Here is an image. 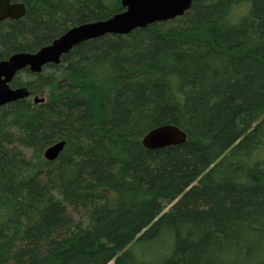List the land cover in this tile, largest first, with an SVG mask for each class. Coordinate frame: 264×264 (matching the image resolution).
I'll return each mask as SVG.
<instances>
[{"label":"trees","instance_id":"16d2710c","mask_svg":"<svg viewBox=\"0 0 264 264\" xmlns=\"http://www.w3.org/2000/svg\"><path fill=\"white\" fill-rule=\"evenodd\" d=\"M15 1L0 59L123 9ZM11 86L29 95L0 106V264H264V0H192ZM163 124L185 142L145 148Z\"/></svg>","mask_w":264,"mask_h":264},{"label":"water","instance_id":"95a60500","mask_svg":"<svg viewBox=\"0 0 264 264\" xmlns=\"http://www.w3.org/2000/svg\"><path fill=\"white\" fill-rule=\"evenodd\" d=\"M192 0H120L122 11L112 16L74 25L50 43L36 51H17L0 60V106L29 95L25 86L12 88L9 82L23 68L40 73L47 64H57L72 46L104 34H127L138 27L164 21L182 15L189 9ZM25 13L24 3L0 0V21L19 19ZM33 101L43 102V97L34 96ZM186 133L173 124H163L148 130L141 138L145 148L155 149L185 142ZM64 141L52 143L43 151L46 160H53L62 150Z\"/></svg>","mask_w":264,"mask_h":264},{"label":"rangeland","instance_id":"374dc122","mask_svg":"<svg viewBox=\"0 0 264 264\" xmlns=\"http://www.w3.org/2000/svg\"><path fill=\"white\" fill-rule=\"evenodd\" d=\"M256 153L257 154H255V155H256L257 158L264 157V143L261 145L260 149L257 150ZM150 250H152L153 253L156 251L155 248H150ZM146 251H148L147 246H145V245H139L138 246V252L141 253V252H146Z\"/></svg>","mask_w":264,"mask_h":264},{"label":"flooded vegetation","instance_id":"af4514ba","mask_svg":"<svg viewBox=\"0 0 264 264\" xmlns=\"http://www.w3.org/2000/svg\"><path fill=\"white\" fill-rule=\"evenodd\" d=\"M13 1H15V0H13ZM9 19H10V18H9ZM4 20H5V19H4ZM12 20H13V19H12ZM2 21H3V20H2ZM0 22H1V21H0ZM9 55H10V54H9ZM9 55H7L6 57H4V58H2V59L7 58ZM0 60H1V59H0ZM47 65H48V64H47ZM47 65H45V66H47ZM45 66H44V67H45ZM44 67H43V68H44ZM23 69H27L29 72H31L28 68H23ZM23 69H21V70H23ZM21 70H19V71H21ZM42 70H43V69H42ZM19 71H18V72H19ZM18 72H17V73H18ZM17 73L14 75V77L17 75ZM14 77H13V78H14ZM13 78H12V80H13ZM12 80L9 82V86H10V87H12V86H11V82H12ZM12 88H15V87H12ZM27 97H28V96H27ZM33 97H34V96H33ZM38 97H39V96H38Z\"/></svg>","mask_w":264,"mask_h":264}]
</instances>
